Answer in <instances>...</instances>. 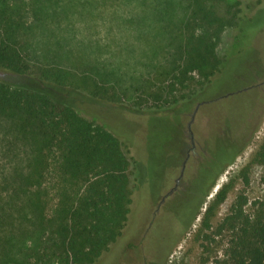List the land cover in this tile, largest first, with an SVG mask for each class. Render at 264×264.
Returning a JSON list of instances; mask_svg holds the SVG:
<instances>
[{"label": "trees", "instance_id": "trees-1", "mask_svg": "<svg viewBox=\"0 0 264 264\" xmlns=\"http://www.w3.org/2000/svg\"><path fill=\"white\" fill-rule=\"evenodd\" d=\"M136 1L146 8L139 18L148 29L135 37L143 40L144 35L149 44L140 71L128 73L84 57L47 56L29 47L25 39L37 22L67 6H85L87 0H0V72L36 78L89 103L117 106L131 97L127 105L133 111L189 121L221 72L220 36L239 24L247 0ZM237 116L233 121L228 115L227 130L210 145L203 143L188 220L248 141L250 125L240 134L228 133L237 128ZM125 124L126 131L115 126L113 117L94 123L72 105L0 77V264H95L117 243L129 213L135 168L124 151L134 140ZM225 192L220 187L206 208L205 227ZM245 202L239 196L222 221L230 231L225 264H264V211L250 217Z\"/></svg>", "mask_w": 264, "mask_h": 264}, {"label": "rangeland", "instance_id": "rangeland-1", "mask_svg": "<svg viewBox=\"0 0 264 264\" xmlns=\"http://www.w3.org/2000/svg\"><path fill=\"white\" fill-rule=\"evenodd\" d=\"M87 1L85 6H67L55 16L37 22L25 39L29 47L47 56L57 53L68 60L86 58L128 73L140 71V60L146 59L149 44L143 41L144 35L142 40L135 34L148 29L147 22L139 18L145 6L136 0ZM241 7L239 24L225 29L217 43L216 51L223 66L203 97L210 100L226 92L232 94L198 108L190 126L195 144L193 154L180 184L163 202L159 200L173 186L191 146L187 117L176 119L171 115L133 111L127 105L132 102L131 97L122 100L118 107L97 101L89 103L87 97L52 87L36 78L0 72V77L9 85L33 89L72 105L94 123L110 122L113 117L115 126L121 130L127 129L125 120L132 128L133 143L124 147L135 164L130 175L127 221L117 243L103 252L95 264H225L230 231L222 221L232 204L242 196L246 199L243 206L246 215L255 217L264 211V86L241 89L264 77H257L258 66H264V0H247ZM116 113L120 116H115ZM228 115L232 119L239 116L237 128L229 132H233L232 136L250 125L248 141L216 177L197 215L184 226L179 225L182 209L186 211L184 216L191 208L187 199L196 189L198 165L205 153L203 143L210 145L215 136L227 130L224 120ZM220 187L225 188L224 198L213 204L209 225L205 227L204 213Z\"/></svg>", "mask_w": 264, "mask_h": 264}, {"label": "flooded vegetation", "instance_id": "flooded-vegetation-1", "mask_svg": "<svg viewBox=\"0 0 264 264\" xmlns=\"http://www.w3.org/2000/svg\"><path fill=\"white\" fill-rule=\"evenodd\" d=\"M257 74L258 76L257 77H263L264 76V66L263 65H260L258 66L257 68ZM256 85L257 87H260V86H264V77L259 81L257 82L256 84H252V85H249V86H243L241 89H247L248 87H251V86H254ZM232 93L230 92H226L225 94H221L219 97L217 98H213V99H210V100H206V101H203V102H197V104L195 105V108L197 106V110L198 108L201 106V105H206V104H209V102H215V101H218L219 99L223 98V97H226V96H229L231 95ZM262 101L264 102V89L262 90ZM261 100V97L259 99V101ZM261 101V102H262ZM194 108V110H195ZM196 110V112H197ZM195 112V113H196ZM191 119V118H190ZM226 120L227 118L224 120V123L226 125ZM189 122V121H188ZM225 132V131H224ZM229 133V132H228ZM194 147H195V144L193 143V147H189L184 155V159L182 160L181 162V166H180V170H179V174L178 176L175 178V181H174V184L173 186L169 187V189L167 190V192H165L161 198H160V202H163L169 195H171L173 193V191L177 188V186L180 184L183 176H184V173H185V170H186V167H187V162H189V160L191 159V154H193V151H194ZM192 184V183H191ZM191 193V194H190ZM189 194L191 195L187 200H189V203L192 201V198H193V194L194 192H190ZM191 200V201H190ZM169 202V201H168ZM187 204V203H186ZM186 211L182 209L181 211V216L179 217V225L181 224L182 226H184V224L187 223L188 221V216L185 214L183 216V214L185 213ZM183 216V217H182Z\"/></svg>", "mask_w": 264, "mask_h": 264}, {"label": "water", "instance_id": "water-1", "mask_svg": "<svg viewBox=\"0 0 264 264\" xmlns=\"http://www.w3.org/2000/svg\"><path fill=\"white\" fill-rule=\"evenodd\" d=\"M196 110H197V106H196L195 110L193 111V113L191 114V119L188 122V130H189V135H190L191 147H193V134H192V131L190 129V126H191V122L194 119Z\"/></svg>", "mask_w": 264, "mask_h": 264}]
</instances>
